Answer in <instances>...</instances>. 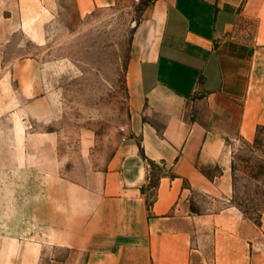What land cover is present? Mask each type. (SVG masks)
<instances>
[{
    "label": "crops",
    "instance_id": "0c3cea01",
    "mask_svg": "<svg viewBox=\"0 0 264 264\" xmlns=\"http://www.w3.org/2000/svg\"><path fill=\"white\" fill-rule=\"evenodd\" d=\"M116 1L0 12L46 20ZM126 81L129 135L89 181L39 167L28 138L0 156V264H264V212L231 202L235 145L264 127V0H153Z\"/></svg>",
    "mask_w": 264,
    "mask_h": 264
},
{
    "label": "rangeland",
    "instance_id": "374dc122",
    "mask_svg": "<svg viewBox=\"0 0 264 264\" xmlns=\"http://www.w3.org/2000/svg\"><path fill=\"white\" fill-rule=\"evenodd\" d=\"M152 1L117 0L87 14L68 4L46 20L0 12L2 160L28 138L43 154L39 167L63 178L89 181L106 168L129 135L128 63ZM231 202L255 221L264 212V127L235 145Z\"/></svg>",
    "mask_w": 264,
    "mask_h": 264
},
{
    "label": "trees",
    "instance_id": "16d2710c",
    "mask_svg": "<svg viewBox=\"0 0 264 264\" xmlns=\"http://www.w3.org/2000/svg\"><path fill=\"white\" fill-rule=\"evenodd\" d=\"M149 165L153 169H159L158 166L156 164H154V163L149 162Z\"/></svg>",
    "mask_w": 264,
    "mask_h": 264
}]
</instances>
